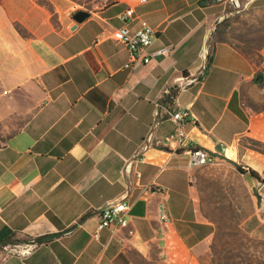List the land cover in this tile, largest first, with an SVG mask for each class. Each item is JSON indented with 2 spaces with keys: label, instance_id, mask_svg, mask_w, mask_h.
<instances>
[{
  "label": "crops",
  "instance_id": "crops-1",
  "mask_svg": "<svg viewBox=\"0 0 264 264\" xmlns=\"http://www.w3.org/2000/svg\"><path fill=\"white\" fill-rule=\"evenodd\" d=\"M124 8L76 24L68 0H0V240L50 237L4 247L0 264H198L228 201L237 226L264 241V74L220 37L224 6L137 5L128 27L154 29L149 52L173 49L129 68L111 38ZM176 108L195 119L183 142L139 152L151 128L155 140L174 131L164 109ZM190 146L218 162L189 167ZM228 171L247 208L233 200ZM119 198L127 226L93 239L101 207Z\"/></svg>",
  "mask_w": 264,
  "mask_h": 264
},
{
  "label": "rangeland",
  "instance_id": "rangeland-1",
  "mask_svg": "<svg viewBox=\"0 0 264 264\" xmlns=\"http://www.w3.org/2000/svg\"><path fill=\"white\" fill-rule=\"evenodd\" d=\"M122 1L126 0H68L76 11L87 12L98 11ZM201 1L224 6L223 19L219 23L220 37L236 46L255 63L257 72L264 74V0ZM227 173L228 182L233 185L230 188L235 193L233 200L240 197V202L247 208L248 203L239 183L229 171ZM215 191L217 194L221 192L218 187ZM234 204L231 201L222 203L221 209L217 211L220 232L212 235L197 249L198 264H264V241L249 236L237 226L239 216L231 208Z\"/></svg>",
  "mask_w": 264,
  "mask_h": 264
},
{
  "label": "built area",
  "instance_id": "built-area-1",
  "mask_svg": "<svg viewBox=\"0 0 264 264\" xmlns=\"http://www.w3.org/2000/svg\"><path fill=\"white\" fill-rule=\"evenodd\" d=\"M149 1L151 0L122 1L125 4V8L119 13L118 18L122 21L123 25L112 32L111 38L115 42L123 45L129 51L130 62L124 64L125 68H129L139 63H149L157 56L168 55L173 49V45L169 44L149 52L148 48L152 44L155 34L154 29L145 21H140L139 25L133 30L126 24L127 21L133 17L135 7ZM183 81L184 82L179 83V86H184L192 80L183 79ZM166 92L169 93L168 91ZM160 113L161 112L157 109L154 111V116L157 118ZM164 113L166 117L175 124L174 131L162 139L155 140L152 136L153 128H151L145 139L142 141L141 146L139 147V152L145 151L153 145H161L162 143H182L185 138L183 126L187 123L193 125L195 123L194 117L185 109H164ZM157 123V120H155L153 127H155ZM186 153L188 155V165L191 168L205 167L218 162L214 153L203 148L190 146ZM163 169L164 166H161L159 171H162ZM187 181L190 185L196 184L195 175L188 174ZM124 199L125 198H119L107 201L101 207L95 230L92 233L93 239H97L99 232L103 229H108L111 234H113L117 229L127 226L125 213L128 209V204ZM161 218L166 219V215L161 213Z\"/></svg>",
  "mask_w": 264,
  "mask_h": 264
},
{
  "label": "trees",
  "instance_id": "trees-1",
  "mask_svg": "<svg viewBox=\"0 0 264 264\" xmlns=\"http://www.w3.org/2000/svg\"><path fill=\"white\" fill-rule=\"evenodd\" d=\"M237 170L239 173H245L244 170H242L241 168L237 167ZM250 175L252 177H254V173L252 171H249ZM50 238L49 236L46 237H42V238H38V239H32V238H18L15 236V234H11L7 237H5L4 239L0 240V250H2L4 247L7 246H15L18 244H21L23 242L25 243H35V244H39L41 242L46 241V239Z\"/></svg>",
  "mask_w": 264,
  "mask_h": 264
},
{
  "label": "water",
  "instance_id": "water-1",
  "mask_svg": "<svg viewBox=\"0 0 264 264\" xmlns=\"http://www.w3.org/2000/svg\"><path fill=\"white\" fill-rule=\"evenodd\" d=\"M88 16H89V12L83 11V10H77L72 15V19L74 20V22L76 24H79V23L83 22L86 18H88ZM260 79H261V76L258 75L257 76V81H259ZM221 150L223 151V149H221ZM250 177H252V176L250 175Z\"/></svg>",
  "mask_w": 264,
  "mask_h": 264
}]
</instances>
